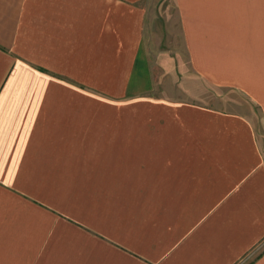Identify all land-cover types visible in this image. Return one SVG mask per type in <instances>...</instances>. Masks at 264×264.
Wrapping results in <instances>:
<instances>
[{
    "label": "crops",
    "instance_id": "0c3cea01",
    "mask_svg": "<svg viewBox=\"0 0 264 264\" xmlns=\"http://www.w3.org/2000/svg\"><path fill=\"white\" fill-rule=\"evenodd\" d=\"M221 1L178 0L175 60L150 0H0V264H264V137L214 94L264 120V81L202 36Z\"/></svg>",
    "mask_w": 264,
    "mask_h": 264
},
{
    "label": "rangeland",
    "instance_id": "374dc122",
    "mask_svg": "<svg viewBox=\"0 0 264 264\" xmlns=\"http://www.w3.org/2000/svg\"><path fill=\"white\" fill-rule=\"evenodd\" d=\"M150 2L152 7L150 54L153 57L160 54V57H173L176 60L178 52H183L184 39L181 30L190 20L184 18L183 21L180 17L178 0H150ZM196 21L199 27L209 29L210 33L202 36L210 37L217 42L218 51L238 55L240 67L247 72L244 74L245 77L237 80L239 84H245L247 79L249 84L255 87L256 76L260 79L262 77L264 81V0L217 2L213 7L210 5V8L201 12ZM182 68L187 70L188 67L184 64ZM247 74L251 76L247 77ZM258 90L264 98V87ZM214 94L217 106L249 113L257 123L260 136L264 137L262 103L257 101L253 94L241 91L237 87H217ZM261 246L264 248V243Z\"/></svg>",
    "mask_w": 264,
    "mask_h": 264
}]
</instances>
